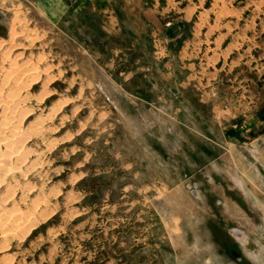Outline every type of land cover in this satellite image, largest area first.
Returning a JSON list of instances; mask_svg holds the SVG:
<instances>
[{"label":"rangeland","instance_id":"obj_1","mask_svg":"<svg viewBox=\"0 0 264 264\" xmlns=\"http://www.w3.org/2000/svg\"><path fill=\"white\" fill-rule=\"evenodd\" d=\"M91 2L0 0V55L52 66L22 124L62 105L0 188L27 210L0 264H264V135L234 131L264 105V0Z\"/></svg>","mask_w":264,"mask_h":264},{"label":"bare ground","instance_id":"obj_2","mask_svg":"<svg viewBox=\"0 0 264 264\" xmlns=\"http://www.w3.org/2000/svg\"><path fill=\"white\" fill-rule=\"evenodd\" d=\"M15 35L12 29L9 35L11 47L15 46L13 43ZM26 40L29 45L32 43L31 37H27ZM20 46L24 45L20 44ZM7 51H3L0 55V188L9 175H13V177L15 175V182L18 183L22 172L25 171L24 169L22 171L24 159H26V156L28 159V156L33 153V150H26V146H28L26 142L34 136H44V132L47 129V122H50L62 107L59 101H55L47 113L44 115L42 113L35 115L33 120L28 122L26 126L22 124L24 118L32 116L35 112L33 107H27V103L30 100H34L35 103H42L44 100L50 99L53 95L49 87L53 80V75L49 73L51 65H32V61L22 58L20 52L15 57H11L9 55L10 51ZM37 58L38 60L43 59V55L39 54ZM4 64L7 65V68H4ZM38 82H40L39 92L36 94L30 93V89ZM17 173H19L18 176H16ZM11 185L5 188L6 192L4 195H0V227L3 228L4 224L11 222V227L8 230H13V228L21 226V220L27 214V210L23 212L20 208H5L4 203L14 193L11 191L13 188ZM3 232L1 231V233Z\"/></svg>","mask_w":264,"mask_h":264},{"label":"crops","instance_id":"obj_3","mask_svg":"<svg viewBox=\"0 0 264 264\" xmlns=\"http://www.w3.org/2000/svg\"><path fill=\"white\" fill-rule=\"evenodd\" d=\"M114 0H92L91 4L93 9L104 10L112 6ZM97 7V8H96ZM103 8V9H99ZM102 29V28H101ZM180 27L178 25H172L171 31H178ZM103 30V29H102ZM108 31L106 25L104 30ZM109 31H116L115 29H109ZM235 135H243L246 137H262L264 135V105L250 115L239 116L235 124Z\"/></svg>","mask_w":264,"mask_h":264}]
</instances>
